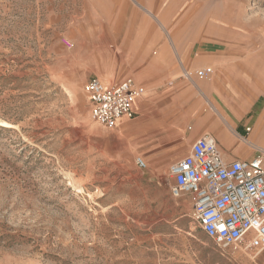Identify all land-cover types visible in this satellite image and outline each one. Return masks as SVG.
<instances>
[{"label": "rangeland", "instance_id": "374dc122", "mask_svg": "<svg viewBox=\"0 0 264 264\" xmlns=\"http://www.w3.org/2000/svg\"><path fill=\"white\" fill-rule=\"evenodd\" d=\"M144 32L137 61L124 49ZM201 42L264 88V0H0V264H264V250L217 244L169 190L202 79L182 62ZM126 75L148 98L109 130L87 83Z\"/></svg>", "mask_w": 264, "mask_h": 264}, {"label": "built area", "instance_id": "2783aa9c", "mask_svg": "<svg viewBox=\"0 0 264 264\" xmlns=\"http://www.w3.org/2000/svg\"><path fill=\"white\" fill-rule=\"evenodd\" d=\"M213 72L209 66L197 69L196 75L206 78ZM86 88L94 120L109 130L134 118L136 103L146 93L145 86L130 76L116 83L96 76ZM257 150L250 159L227 161L218 141L206 135L169 167L170 193L177 199L192 197L195 220L222 247L264 250V148ZM137 163L146 166L142 157Z\"/></svg>", "mask_w": 264, "mask_h": 264}, {"label": "crops", "instance_id": "0c3cea01", "mask_svg": "<svg viewBox=\"0 0 264 264\" xmlns=\"http://www.w3.org/2000/svg\"><path fill=\"white\" fill-rule=\"evenodd\" d=\"M149 30L156 31V29L153 30V27ZM132 32L133 30L127 34L131 35ZM152 36L153 33L149 34L144 32L141 46L137 49L128 46L124 49V52L133 54L137 61L144 60L150 52L147 43ZM130 38H127V40L129 41ZM156 39V36H154V40ZM173 44H176V42H173ZM222 50V46L214 42H201L187 50V54L184 58L185 60L183 59L184 61L182 62L186 69H199L214 66L216 71L215 73L213 72L212 75L195 82V87L193 86L187 89V97L194 98L193 105L196 106L197 112H195L193 122L188 126L184 145H182L177 152H172L169 155L170 157L182 156L181 158H183L190 152L192 144L198 138L206 135L213 136L218 141L227 161L250 159L258 154L257 146L259 148L261 145H264L257 141L259 131L256 132L259 118L264 112V104L261 101L264 96V88L258 89L256 87L258 85L257 80L248 79L247 81H243L240 77H236L235 71L237 70L235 68L237 65H229L233 59L230 60L227 57L219 55L218 52ZM161 51L162 54L170 56L171 50L168 45H163ZM228 67L230 69H228ZM232 73H234V75H232ZM129 76L133 77L146 88V93L138 99L136 103L138 114L139 104L148 98V89L144 82L139 81L132 75H126L123 79ZM182 82V79L177 80L174 87L183 85L184 83ZM242 85L247 86L249 90L242 89ZM155 86V84L150 85L152 91ZM209 105L218 112L217 115H214L209 110ZM187 110L188 114H190L192 111L191 105L188 106ZM219 115H221L226 122H224ZM250 123L256 128L247 132L246 128L251 127L248 126ZM161 124L162 119H158L156 126L161 128ZM158 131L160 133L163 132L160 129H158ZM246 136L248 141L244 139ZM250 140H254L253 143ZM158 159L160 158L158 157ZM189 197L191 196H186L185 198Z\"/></svg>", "mask_w": 264, "mask_h": 264}, {"label": "bare ground", "instance_id": "6f19581e", "mask_svg": "<svg viewBox=\"0 0 264 264\" xmlns=\"http://www.w3.org/2000/svg\"><path fill=\"white\" fill-rule=\"evenodd\" d=\"M104 80V79H103ZM105 81V80H104ZM106 82V81H105ZM106 83H108V82H106ZM258 87V86H257ZM261 117H262V119H261V121H260V123H259V125H258V128L261 130V129H264V112H263V114L261 115ZM262 135V134H261ZM252 143H253V141H251ZM257 149H258V146H257Z\"/></svg>", "mask_w": 264, "mask_h": 264}]
</instances>
